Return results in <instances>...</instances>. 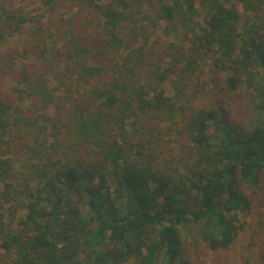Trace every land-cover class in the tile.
I'll return each instance as SVG.
<instances>
[{"label": "trees", "instance_id": "obj_1", "mask_svg": "<svg viewBox=\"0 0 264 264\" xmlns=\"http://www.w3.org/2000/svg\"><path fill=\"white\" fill-rule=\"evenodd\" d=\"M37 3L0 0V264H191L190 242L231 248L264 205V0ZM159 29L170 41L151 40ZM203 70L213 102L194 108ZM173 130L185 142L162 161Z\"/></svg>", "mask_w": 264, "mask_h": 264}, {"label": "rangeland", "instance_id": "obj_2", "mask_svg": "<svg viewBox=\"0 0 264 264\" xmlns=\"http://www.w3.org/2000/svg\"><path fill=\"white\" fill-rule=\"evenodd\" d=\"M15 2V5H22L29 11H34V13L40 9L37 0H15ZM71 14L73 13L65 12L62 16L69 19L72 16ZM57 19L58 17H56V20ZM154 39H160L161 42L164 40L166 42L170 41V39L162 36L161 29L156 32L151 40ZM15 44L16 43L12 42L9 43L10 51ZM9 50L7 49V51ZM3 51V46L0 45V56ZM0 63L2 65L4 64L1 60ZM204 72H202V76L197 82L198 86L202 87V90L192 101L194 108L209 107L213 102L214 94L213 92L211 93L209 79L207 78L206 72ZM10 78L11 76L9 74H0V82L2 87H4L2 92L5 95L12 94L11 88L13 82ZM167 94L171 95L169 87ZM223 98L225 107L229 111L231 118L243 128L252 129L254 123L247 99L239 92H228ZM184 137L185 135H181L180 132L178 133V130H173L171 137L161 141L164 146V153H162L160 157L162 161H164L165 158L170 159L172 154L176 153L175 150L179 148V145L185 142ZM252 210L253 216L247 218L249 223L245 231L241 232L239 238L231 248L214 252L204 247L195 248L191 246L190 242L188 248L190 251L191 264H264V205L253 206ZM255 211L259 214L255 213ZM261 256H263V258Z\"/></svg>", "mask_w": 264, "mask_h": 264}]
</instances>
